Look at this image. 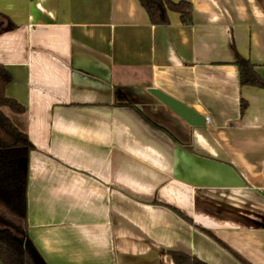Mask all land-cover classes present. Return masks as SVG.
<instances>
[{
	"label": "crops",
	"instance_id": "crops-1",
	"mask_svg": "<svg viewBox=\"0 0 264 264\" xmlns=\"http://www.w3.org/2000/svg\"><path fill=\"white\" fill-rule=\"evenodd\" d=\"M172 1L190 25H154L139 0H0L5 95L24 108L2 111L32 145L27 237L46 264H264V89L235 64L264 79V0Z\"/></svg>",
	"mask_w": 264,
	"mask_h": 264
},
{
	"label": "trees",
	"instance_id": "trees-1",
	"mask_svg": "<svg viewBox=\"0 0 264 264\" xmlns=\"http://www.w3.org/2000/svg\"><path fill=\"white\" fill-rule=\"evenodd\" d=\"M154 25L170 23L169 12L180 14L185 25L192 23V5L189 1L139 0ZM242 86L264 89V79L249 60L236 59ZM13 78L7 68L0 65V263L46 264L27 237V183L32 145L27 134L21 132L3 113L7 107L21 114L24 108L5 95ZM246 104L241 105V114ZM175 264H206L183 253L173 252ZM243 264H249L241 260Z\"/></svg>",
	"mask_w": 264,
	"mask_h": 264
},
{
	"label": "water",
	"instance_id": "water-1",
	"mask_svg": "<svg viewBox=\"0 0 264 264\" xmlns=\"http://www.w3.org/2000/svg\"><path fill=\"white\" fill-rule=\"evenodd\" d=\"M149 93L156 98L160 103H162L165 107L171 110L174 114H176L180 119L186 122L191 127H205L206 126V118L201 114L197 113L193 109L187 107L186 105L180 103L174 98L168 96L167 94L151 89Z\"/></svg>",
	"mask_w": 264,
	"mask_h": 264
},
{
	"label": "built area",
	"instance_id": "built-area-1",
	"mask_svg": "<svg viewBox=\"0 0 264 264\" xmlns=\"http://www.w3.org/2000/svg\"><path fill=\"white\" fill-rule=\"evenodd\" d=\"M207 122H209V120L207 119ZM263 172H264V165H263Z\"/></svg>",
	"mask_w": 264,
	"mask_h": 264
}]
</instances>
